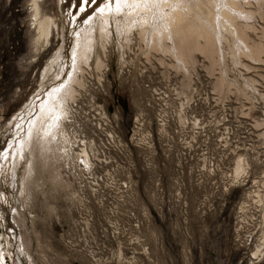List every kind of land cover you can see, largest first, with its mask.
<instances>
[{"label":"rangeland","instance_id":"1","mask_svg":"<svg viewBox=\"0 0 264 264\" xmlns=\"http://www.w3.org/2000/svg\"><path fill=\"white\" fill-rule=\"evenodd\" d=\"M33 1L0 0V264H264V63L233 57L221 44L220 67L233 87L220 94L217 74L197 55L194 112L181 123L184 73L170 66L173 59L149 51L134 33L130 47L112 33L103 51L95 34L64 132L23 187L28 171L14 165L12 150L48 91L74 73L75 35L109 0H36L52 19V35L35 56ZM249 3V21L264 35V4ZM60 49L63 57L50 64ZM249 76L259 85L243 86ZM97 107L123 149L105 148L106 133L92 131ZM139 118L144 138L135 146ZM86 132L93 139L87 168L77 154ZM239 154L247 168L235 178Z\"/></svg>","mask_w":264,"mask_h":264},{"label":"bare ground","instance_id":"2","mask_svg":"<svg viewBox=\"0 0 264 264\" xmlns=\"http://www.w3.org/2000/svg\"><path fill=\"white\" fill-rule=\"evenodd\" d=\"M249 1L120 0L117 3L116 0H109L106 5L101 6L75 35L71 59L74 62V73L71 72L68 81L61 85H55L48 91L45 101L39 106L40 110L30 120L23 138L16 143L12 150L14 152V165L23 163L26 171H28L29 176L24 174L21 179L23 187L25 182L29 181L35 160L41 159L43 152H46L48 148L50 149V145L56 141L58 132H64L63 123L68 117L67 108L76 101L80 92L79 89L84 88L86 71L82 67L89 61L95 34L99 35V37H96L99 38L97 41L100 40V47L103 51L112 33L116 32L118 36L123 38V42L119 43V46L122 47H130V35L134 33L140 43L148 46L149 51L155 53L157 51V53H163L173 59L174 62H171L170 66L184 73L181 82L182 90L180 91L181 96L184 97V102L180 104L181 110L178 114L180 122L183 123L187 119L188 113L191 115L194 112V97L197 90L192 87L190 71L192 65L196 62L195 57L197 55L200 54L207 60V70L211 75L217 74L213 87L219 93H222L224 89H227L230 93V88L233 87L230 86L233 82L228 81L226 77L227 68L223 67L224 69H221L220 67L221 60L225 56L220 53L221 44L229 46L233 57H236V53H238V57L244 56L255 62L264 63V43L262 42L264 35H257L259 30L249 21L254 16L251 10L245 8L246 3H249ZM255 1L264 4V0ZM32 5L35 9L34 20L37 34L34 38L33 47V56H35L43 46L50 42L52 35L50 22L52 19L42 16L36 0L32 2ZM100 9H103V11ZM242 17L246 19V22H240ZM261 29L264 31V26ZM262 31L260 32L262 33ZM252 34L256 35V40L252 39ZM228 36L230 40L227 41ZM63 52V49H60L56 57L49 63L52 64L61 59ZM243 65L249 67L247 63H243ZM101 66H103V61L98 56L95 60V68L98 69ZM214 69H217V72ZM48 70L43 75L47 76L50 72ZM244 83L243 86L250 84L254 88L259 85V81L251 76L247 77ZM98 109L103 110L102 107H97ZM102 115H106L105 111L102 112ZM141 120L143 119L139 118L138 128L142 126ZM197 120L195 118V121ZM105 125V123H102L104 130H106ZM78 141L77 154L81 163L87 167L92 164L89 149L83 141L79 139ZM9 155L10 151H7L2 155V158H8ZM244 156L239 154L234 161L232 172L235 178L242 176L247 168H245L247 158ZM22 250L28 258H31L25 244H23Z\"/></svg>","mask_w":264,"mask_h":264},{"label":"built area","instance_id":"3","mask_svg":"<svg viewBox=\"0 0 264 264\" xmlns=\"http://www.w3.org/2000/svg\"><path fill=\"white\" fill-rule=\"evenodd\" d=\"M100 111H101V113H100ZM102 112H103V110H100V109L97 110L96 114H94V116H97V118H94V119L96 121H98V123H95V122L92 123V126L94 127L92 129V131L96 129V130L99 131L98 134L106 133V130H104V127H102V123H105L106 124L105 126L108 125L107 119H106V115H102ZM159 116L161 118H160L159 123H158V129H159V132H162V131L165 130V127H167V124H165L162 127V123L163 122H161V121H162V118L163 117H162V115H159ZM177 120H178V118H177ZM164 122H165V120H164ZM167 122H168V120H167ZM137 123H138V119L135 120V125L133 127V131H132L131 139H130V140H132V143L135 146H137V144H141V141L140 140L144 138L143 136H140V134H143L144 133L142 131V127L140 126L141 128H138L137 127ZM226 135H227V138H228L229 137V130L226 133ZM104 136H105V141L102 143V145H104L105 148H107V149L110 148V149H113L114 151L116 149L121 150V149L124 148L123 147V144H122V141H121V137L117 133H114V132H111L110 134L106 133V135H104ZM146 138L149 139V136L148 137H145V139ZM81 141H83L84 144L86 145L87 149H89V155H90L91 154L90 153V151H91L90 147L93 146V139L90 137V134H88L86 132V135L85 136H81ZM90 158H91V155H90ZM80 163H81V161H80ZM82 165L84 166L83 163H82ZM87 167H89V166H87ZM87 167H85V168H87Z\"/></svg>","mask_w":264,"mask_h":264},{"label":"snow or ice","instance_id":"4","mask_svg":"<svg viewBox=\"0 0 264 264\" xmlns=\"http://www.w3.org/2000/svg\"><path fill=\"white\" fill-rule=\"evenodd\" d=\"M84 2H85V3H87V2H88V0H84ZM93 2H95V0H93ZM116 2H117V3H119V2H120V0H116ZM100 10H101V11H103V9H100Z\"/></svg>","mask_w":264,"mask_h":264}]
</instances>
